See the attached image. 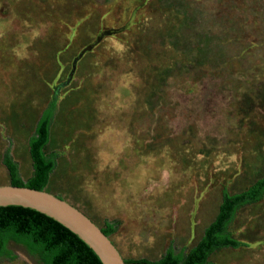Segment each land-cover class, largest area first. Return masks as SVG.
Masks as SVG:
<instances>
[{"label":"rangeland","instance_id":"obj_1","mask_svg":"<svg viewBox=\"0 0 264 264\" xmlns=\"http://www.w3.org/2000/svg\"><path fill=\"white\" fill-rule=\"evenodd\" d=\"M56 98L44 191L85 214L124 260L186 254L222 189L264 175V0H0V186L9 152ZM208 264H264V196ZM0 264H42L10 242Z\"/></svg>","mask_w":264,"mask_h":264},{"label":"trees","instance_id":"obj_2","mask_svg":"<svg viewBox=\"0 0 264 264\" xmlns=\"http://www.w3.org/2000/svg\"><path fill=\"white\" fill-rule=\"evenodd\" d=\"M56 108V98L39 117L35 134L29 140V155L33 175L24 183L17 166L6 151L3 163L9 174V184L44 190L49 175L55 167L54 157H46L44 148L49 142L52 118ZM264 196V175L246 190L230 194L222 189L221 203L214 220L205 228L199 241L186 254L175 253L169 247L164 255L155 261L127 259L125 264H208V257L220 249H238L243 246L228 231L239 209L257 203ZM101 231L110 237L115 232V224L105 222ZM10 242L23 246L35 255L42 264H102L97 255L78 236L52 218L35 210L20 206L0 207V257L9 254Z\"/></svg>","mask_w":264,"mask_h":264},{"label":"water","instance_id":"obj_3","mask_svg":"<svg viewBox=\"0 0 264 264\" xmlns=\"http://www.w3.org/2000/svg\"><path fill=\"white\" fill-rule=\"evenodd\" d=\"M20 206L42 213L78 236L102 264H125V260L101 229L68 202L27 187L0 186V207Z\"/></svg>","mask_w":264,"mask_h":264}]
</instances>
